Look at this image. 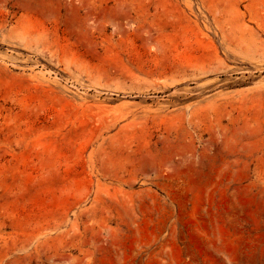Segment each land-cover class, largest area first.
I'll return each instance as SVG.
<instances>
[{"label":"rangeland","instance_id":"374dc122","mask_svg":"<svg viewBox=\"0 0 264 264\" xmlns=\"http://www.w3.org/2000/svg\"><path fill=\"white\" fill-rule=\"evenodd\" d=\"M0 264H264V0H0Z\"/></svg>","mask_w":264,"mask_h":264},{"label":"bare ground","instance_id":"6f19581e","mask_svg":"<svg viewBox=\"0 0 264 264\" xmlns=\"http://www.w3.org/2000/svg\"><path fill=\"white\" fill-rule=\"evenodd\" d=\"M124 20H126V18H125ZM126 21H128V20H126ZM123 22H124V21H123ZM128 22H129V21H128ZM126 24H127V23H126ZM122 26L124 27L125 25L123 24ZM123 27H122V29H117V30L122 31V30H124ZM124 31H125V30H124Z\"/></svg>","mask_w":264,"mask_h":264}]
</instances>
